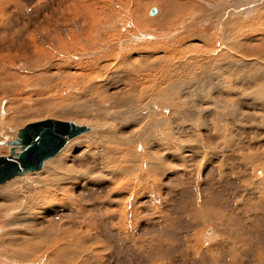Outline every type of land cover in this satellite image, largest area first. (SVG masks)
<instances>
[{"label":"rangeland","instance_id":"374dc122","mask_svg":"<svg viewBox=\"0 0 264 264\" xmlns=\"http://www.w3.org/2000/svg\"><path fill=\"white\" fill-rule=\"evenodd\" d=\"M138 1L136 10L129 3L133 13L127 4L112 7L125 15L121 24L131 22L132 33L147 32L149 40H117V24L106 28L110 21L102 17L92 25L96 34L85 37L80 12L60 13L56 3L36 21L51 31L37 34L34 45L26 26L33 5L17 10L24 24L0 28V156H8L5 142L30 123L55 119L91 128L62 150L74 179L64 185L68 190L61 185L44 196L56 198L53 209L39 205L41 196L29 207L33 194L24 191L39 189L44 166L0 185L1 191L16 181L15 190L24 191L18 192L22 204L11 207L0 194V264L4 257L11 264H264V127L246 131L234 117L216 123L197 114L264 115L229 91L230 38L223 34L233 26L223 24L233 16L216 22L218 9L207 7L227 0H179L203 8L176 15V25L164 29L149 23L162 13L159 1ZM152 8L157 13L149 17ZM244 34L255 44L264 39V26ZM70 35L82 39L71 44ZM252 61L231 67L235 78L250 72L247 81L234 83L245 95L264 87V61ZM201 79H207L203 86ZM218 80H225L222 89H214ZM137 117L139 124L130 125ZM138 129L147 132L133 140Z\"/></svg>","mask_w":264,"mask_h":264},{"label":"bare ground","instance_id":"6f19581e","mask_svg":"<svg viewBox=\"0 0 264 264\" xmlns=\"http://www.w3.org/2000/svg\"><path fill=\"white\" fill-rule=\"evenodd\" d=\"M34 1L31 4V1H24V0H0V20L2 21V19L4 22L1 23L0 21V28L3 27V25L7 26V27H13L14 25L19 26L18 24H24L21 20V18L18 17L17 14V10H23V9H29L30 5L32 8V14L30 15V20L28 21V23L26 24V26H30L29 28L32 30L31 33H29V36L31 37V44L34 45L32 39L36 38L37 34L44 32V34L48 35L49 32L51 30H49L47 27H43L42 23L43 21H40L37 25H36V21L38 20V18L40 17L41 14H43L45 12V10H47L49 7H51L52 5H54L56 3L57 9L60 13H67L70 16H74L76 12H80L77 17L79 18V21H77L81 27H85L87 28V30H85L84 34L85 37H87V35L92 34L94 32V28L92 27L95 26V19L98 17H102L107 19V22H109V24H106L105 27H112V23L117 24L115 25L114 28V32L116 33V39L118 40L120 37L122 36H127L124 40V42L126 43H130V41L132 40H142L143 37H148L146 40H149V38L151 37V35L149 33H132L133 29H135L136 27L130 22H128L127 24L124 25V23L121 24V21L125 18V15H122L123 17L121 18V15H119L120 10L114 11L113 9V5L116 6V3H123V4H127V10H130L133 13V10L131 8V6H129V3L131 5H134V9L136 10V6H138L139 1L138 0H32ZM159 1V3L163 6V10L162 13L159 15V18L157 17V21L152 20L149 23L153 24L154 26L158 27V29H164L165 27L168 26H173L175 23H177V16H179V14H184L185 12L189 11V9L193 8L195 10H198L199 8H203L202 4H200L203 0H197L196 2L200 3H185L183 1H179V0H175V1H171V0H157ZM261 0H227V2L224 3V1H222L223 3H221V5H217L216 7H214L213 5L207 4L205 6H207L210 9V13H212V9L215 8L218 9L216 10L218 14H216V22H219L223 19V17L227 14H231L233 16V19L231 16V19H228V22L225 21V23L223 24V27L226 26L225 24L228 23V26H233L232 28L230 27V29L227 27L225 28V33L223 34V38L226 40L228 37L230 38V44H229V48H230V57H229V78H230V88L229 91L233 94L236 95L237 99H244L246 101H249L250 104V109L251 111L255 112L256 110H261L263 109L264 111V87L261 88L260 90L256 91V93H248V94H244L246 89H240L238 91H236L234 83L236 82H241L244 83L245 81H247L249 78L247 75L250 74V72L248 70H243L242 71V75L238 76L237 78H235L233 76V73L231 72L232 70V66H239L241 61H244V59L247 58H251L253 61L252 64H255V61H264V58L259 56V53H264V39L259 40L258 42H256L255 44L252 43H246V40H248L249 38L244 34L245 31L248 29L250 31L252 30H256L260 27L264 26V15L261 14V12L264 9V4H263V9L262 7H260L259 3ZM155 3V2H153ZM263 3V2H262ZM16 4V7H15ZM203 4L204 1H203ZM261 4V3H260ZM13 6L16 9H13ZM121 6V5H120ZM30 8V9H31ZM153 9V8H152ZM155 9V8H154ZM227 10L228 12L225 11V13H222V11L220 12V10ZM13 10V11H12ZM156 13H157V9ZM23 12V11H21ZM114 12V13H113ZM250 12H255L257 13V15H255L254 17H249L247 19V14ZM155 13V14H156ZM215 13V12H214ZM264 13V11H263ZM154 14V15H155ZM153 15V16H154ZM150 16L149 17H153ZM175 16V17H174ZM119 17V19H118ZM198 18V17H197ZM138 19V18H136ZM199 19V18H198ZM209 19L211 20V16H205L202 17V19L200 20V22L204 23L206 21H209ZM131 20H133V18H131ZM194 19H190L189 23L186 24L189 26V24L192 25V23L194 22ZM142 22V21H141ZM215 22V21H214ZM214 22H212L214 24ZM215 22V23H216ZM240 22H243L246 26H241L242 24ZM148 23V22H147ZM220 23V22H219ZM237 24V25H236ZM176 25V24H175ZM212 25V24H211ZM79 26V25H78ZM236 26V27H235ZM24 27V26H22ZM104 27V28H105ZM186 27L183 28L185 29ZM191 27V26H190ZM222 27V28H223ZM245 27V28H242ZM99 28V27H98ZM113 28V27H112ZM182 28V29H183ZM209 29V28H207ZM246 29V30H244ZM3 30V29H2ZM112 30V29H111ZM229 30H230V34H229ZM19 32V31H17ZM135 32V31H134ZM223 32V31H222ZM95 33V32H94ZM205 33V32H204ZM2 34V33H1ZM5 34V33H4ZM57 34V33H56ZM71 34V33H70ZM96 34V33H95ZM137 34V35H136ZM113 35V34H112ZM150 35V36H149ZM34 36V37H33ZM114 36V35H113ZM191 36H195L197 38H203L204 35L200 34L199 32L197 33L196 31L192 32ZM228 36V37H227ZM1 37V36H0ZM60 36L58 35V38ZM110 38V36H109ZM48 39V38H47ZM79 39H82L78 36L75 35H70V37L68 38V40H70L71 44H75V42L79 41ZM108 39V38H107ZM54 41V40H53ZM58 42V41H57ZM108 42V41H106ZM113 42V41H112ZM224 42V41H223ZM226 42V41H225ZM111 43V42H110ZM119 44V43H118ZM61 45V44H60ZM224 45V44H223ZM124 46V45H123ZM61 47V46H60ZM104 47V46H103ZM225 47V45H224ZM104 49V48H103ZM102 49V51H103ZM228 52V51H227ZM35 53V51H34ZM210 53V52H209ZM212 53V52H211ZM210 53V54H211ZM225 52H223L224 55ZM26 54V53H25ZM92 54L90 53H86L85 57H89ZM116 56H119L118 53H115ZM220 55V54H219ZM222 55V54H221ZM220 55V56H221ZM79 58H82V54L81 55H76ZM81 56V57H80ZM219 56V57H220ZM218 57V58H219ZM228 57V56H227ZM128 57H126V60ZM214 58V57H213ZM223 58V57H222ZM213 60V59H212ZM220 61V59H218ZM217 60V61H218ZM126 63V61H124ZM123 62V63H124ZM164 62V61H163ZM89 63V62H88ZM215 63V61H214ZM219 63V62H218ZM220 65V64H219ZM149 66H154V63L150 64ZM140 68H145V70H148V68H146V66H142ZM219 68V66H218ZM86 69V68H85ZM98 69V68H97ZM205 69V68H204ZM84 70V69H83ZM109 70V69H108ZM100 72V71H99ZM264 72V71H263ZM108 73V72H107ZM90 74V73H89ZM97 74V73H96ZM214 74V73H213ZM264 74V73H263ZM82 75V74H81ZM91 75V74H90ZM133 76V75H132ZM87 77V76H86ZM91 77V76H90ZM89 77V78H90ZM138 77V76H137ZM221 77V76H220ZM206 78V77H205ZM141 79V78H140ZM207 79H201L199 80V84L203 86V81H206ZM137 81V80H136ZM225 80H218L216 84L214 85V89L217 87H221L222 89V85L223 82ZM209 82V81H207ZM137 84V83H136ZM87 85V84H86ZM130 86V84H129ZM205 86V85H204ZM140 89V88H139ZM226 89V88H225ZM234 90V91H233ZM194 92V91H193ZM146 93V92H145ZM197 93V92H196ZM214 93V92H213ZM229 93V92H228ZM147 96V95H146ZM211 96V95H210ZM198 97V96H197ZM194 100V99H193ZM211 102V101H210ZM197 104V103H196ZM214 105V103H213ZM130 107V106H129ZM114 108V107H113ZM135 109V108H134ZM116 111V110H115ZM133 111V110H132ZM117 112V111H116ZM198 112V111H197ZM118 113V112H117ZM124 113V112H123ZM127 113V112H126ZM116 114V113H115ZM114 114V115H115ZM193 114V113H192ZM198 115L201 116L202 120L204 118H206L207 116L209 117H213V121H215L216 123H221L223 121H227L229 118H235L238 122H239V126L243 127L246 131L250 130L253 131L255 129L260 127V130L263 129L264 127V115L261 116H255L254 114H248L245 115L242 113V111L234 109L233 111L231 110V113L228 114H224V113H220V112H216V110L212 113V114H208L205 110L203 112H198ZM121 115V114H120ZM133 115H136L135 112L133 111ZM132 115V116H133ZM183 116L186 115V113L182 114ZM207 115V116H206ZM250 116V117H249ZM125 117V116H124ZM248 117V119H247ZM127 118V117H126ZM46 120V119H45ZM55 120V119H54ZM234 120V119H232ZM256 120H260L259 122L261 123V125L258 124V121ZM59 121V120H58ZM137 121H140V117L136 118L135 120H133V122H130V125L136 126L139 123ZM128 121L126 123H129ZM35 123V122H34ZM74 124H76L75 122H73ZM149 124H154V122L152 121H148ZM184 124V123H183ZM28 125V124H27ZM77 126H85L86 128H88V130L86 132H84L83 134H86L90 131V127L87 125H78ZM218 125V124H217ZM220 125V124H219ZM150 125H148L149 127ZM222 126V125H220ZM249 127V128H248ZM142 129H138L131 137L133 138V140H135V135H139V136H143L144 134H146L147 130H143ZM149 130V129H148ZM220 130V129H219ZM232 130V129H231ZM17 132L16 131L15 135L13 137H11L10 139H8L7 142H5V145H8L9 141L15 140L16 136H17ZM150 132V131H148ZM80 134L79 136L83 135ZM160 134V133H159ZM214 134V133H213ZM217 135L220 134L219 131L216 133ZM224 135V133H223ZM77 136V137H79ZM156 136V135H155ZM153 134L152 136H150V139H152V137H155ZM231 136V135H230ZM75 137V138H77ZM130 137V138H131ZM223 137V136H222ZM75 138H73L72 140H74ZM154 139V138H153ZM70 140L55 156H53L52 158L46 160L41 169L44 166V175L46 177V179L42 180L41 185H38L39 189H34L33 187L30 186V188L26 187L24 188V191H26L27 193H29L31 191L30 194L32 195L31 198H27L28 200V206L31 207L34 204V199H39V197L41 196V203H39L40 206H45L49 207V208H54L53 205H51L50 203L51 200L54 201V199L56 200V198L50 197L52 199H47V197H44L46 194H52V192H54V195L56 194V190H61L62 186H64L65 184H67V182L69 180H71L70 178H72L71 176L69 177L68 173H73L72 172V168L71 166H69V163L67 161H65L64 158V153H62V150L65 149L67 147V145L72 141ZM148 140V139H147ZM150 141V140H149ZM227 143V142H226ZM231 143L228 142V146H230ZM10 149V146H9ZM8 149V150H9ZM17 150L19 151V148H17ZM147 150V149H146ZM150 154V153H149ZM132 155V159L131 161H134L135 158V154H131ZM148 155V154H147ZM253 155V156H252ZM259 155V154H258ZM130 157V156H129ZM259 156L254 155V154H249V158L252 159H257ZM55 160L54 164L52 165L51 168L46 169L49 160ZM243 159H247V156L243 157ZM151 160V159H150ZM48 161V162H47ZM245 163V162H244ZM50 166V165H49ZM41 169H39L38 171H40ZM116 170V169H115ZM123 171V170H122ZM37 172V171H35ZM34 173V172H32ZM28 174V173H27ZM26 175V174H25ZM19 177V176H18ZM17 180V177H15ZM14 178V179H15ZM27 178V177H26ZM74 179V178H72ZM13 180V179H12ZM20 180V179H19ZM37 181H39V179H36ZM11 181V180H10ZM41 181V180H40ZM9 182V181H8ZM16 181H13V183H11L10 185H7L5 187H3V189L0 191V194H5V200H7L9 202V207L16 206V205H21L22 204V198L21 200L20 195H19V190L24 193V191L22 189H16L14 187H16L15 183ZM7 183V182H6ZM5 183V184H6ZM17 183V182H16ZM4 185V184H3ZM36 186V185H35ZM66 186V185H65ZM65 190H68L67 187H65ZM37 190V191H36ZM44 193H43V192ZM34 192V193H33ZM35 192H37L35 194ZM38 192H40V194L42 193V195H40ZM62 193V192H61ZM68 193V192H66ZM29 195V196H30ZM62 195V194H61ZM22 196V195H21ZM52 196V195H51ZM59 196V195H57ZM65 197V196H64ZM26 199V197H24ZM70 198V197H69ZM24 199V200H25ZM39 201V200H38ZM55 202V201H54ZM5 203V202H4ZM37 203V201H36ZM7 204V203H6ZM53 204H57V203H53ZM61 204V203H60ZM68 204V203H67ZM36 205V204H35ZM59 205V203H58ZM71 205V204H70ZM9 207H7L5 210L9 209ZM23 207V206H21ZM35 207V206H34ZM56 207V205H55ZM59 207V206H57ZM2 209V208H1ZM36 209V207H35ZM43 209V208H38L37 205V209ZM35 210V211H36ZM72 210V209H71ZM24 218V217H23ZM32 220V219H31ZM35 226V225H34ZM65 236V235H64ZM62 238V237H61ZM64 238V237H63ZM60 239V238H59ZM62 241V240H61ZM66 242V241H65ZM59 243V242H58ZM56 249L51 250V252L55 251ZM60 251V250H59ZM48 253V251H46ZM72 252V251H71ZM46 253V254H47ZM42 254V253H41ZM209 255V254H208ZM46 256V255H45ZM73 256V255H72ZM50 257V256H49ZM11 258V257H10ZM13 258V257H12ZM8 264L12 262V260L10 259H6L5 257L2 260V263ZM72 262V261H71ZM37 264V263H36Z\"/></svg>","mask_w":264,"mask_h":264},{"label":"water","instance_id":"95a60500","mask_svg":"<svg viewBox=\"0 0 264 264\" xmlns=\"http://www.w3.org/2000/svg\"><path fill=\"white\" fill-rule=\"evenodd\" d=\"M155 13L153 8L149 15ZM87 130L85 126L54 119L30 123L19 129L15 140L8 142V156H0V185L15 177L38 171L46 160ZM17 148L19 152H16Z\"/></svg>","mask_w":264,"mask_h":264}]
</instances>
